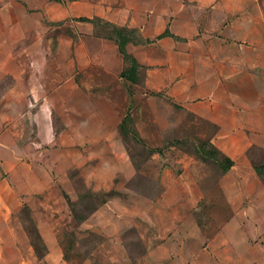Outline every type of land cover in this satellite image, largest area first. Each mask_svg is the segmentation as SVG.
<instances>
[{
    "label": "crops",
    "instance_id": "crops-1",
    "mask_svg": "<svg viewBox=\"0 0 264 264\" xmlns=\"http://www.w3.org/2000/svg\"><path fill=\"white\" fill-rule=\"evenodd\" d=\"M75 3L83 6L75 12L69 9L67 15L99 16L136 28L145 42L126 45L138 63L136 80H127L120 75L128 63L117 43L93 34V25L87 22L74 46L83 51L86 60H98L94 65L97 83L85 84L78 71L63 78L56 87L60 94L58 129L52 101L45 95L40 97L38 89L29 90V105L37 106L25 111L23 118L35 127L41 143L57 144L60 150V163L47 166L37 162L47 175L45 183L40 182L33 192L54 188L52 171L59 167L62 172L75 170L88 179L93 192L116 190L118 193L97 205L78 225L101 229L105 236L115 240L117 248L121 247L123 231L136 226L145 250L133 264H264V179L256 172L251 158L252 150H264V0H75ZM73 61L77 68L92 65L80 61L77 53ZM127 83L138 84L147 96L139 104L149 106L159 128L187 115L190 124L205 125L199 138L208 140L218 154L232 160V165L221 170L213 183L222 190L226 201L231 193L230 201L236 205V212L224 217L211 234L201 230L198 223L189 229L177 222L163 232L154 231L149 225H156L151 213L159 210L161 204L175 206L185 199L197 201L202 197L200 193L189 199L187 195L171 198L176 188L200 189L210 185L209 179L199 176L200 167L183 164L159 169L158 182L164 191L157 200L123 190L136 170L120 130L123 118L134 108ZM85 95L94 98L93 102L89 100L87 112L83 107ZM183 173L189 175L188 179H183ZM65 180L62 188L68 194L71 181ZM12 190L16 193L15 188ZM23 193L26 194L23 202L33 208L27 195L31 192ZM63 197L68 202L64 194ZM133 197L141 198L147 208L133 213L129 221L125 217L133 209ZM19 202L0 201V264L23 262V249L11 224ZM33 215L48 251L60 248L55 231L43 229L41 219L49 217L37 212ZM100 216L113 218L115 223L103 227ZM232 221L236 222L234 235L228 231ZM162 252L165 256L160 257ZM200 253L209 258L208 263L198 258ZM122 254L127 260L124 251Z\"/></svg>",
    "mask_w": 264,
    "mask_h": 264
},
{
    "label": "rangeland",
    "instance_id": "rangeland-1",
    "mask_svg": "<svg viewBox=\"0 0 264 264\" xmlns=\"http://www.w3.org/2000/svg\"><path fill=\"white\" fill-rule=\"evenodd\" d=\"M82 6V3L76 5L75 0H0V201H20L12 213L11 224L17 230L23 249L21 264H133L145 250L136 226L123 231L120 236L121 247L117 248L115 240L105 236L101 229L78 225L79 217L88 216L107 196L104 190L92 194L88 179L79 176L75 170L69 173L60 171V167L57 171L53 170L52 176L56 182L54 188L40 193L33 192L40 182L45 183L47 175L37 162L47 166L53 162L60 163V150L57 144L41 143L35 127L23 118L25 111L29 108L34 110L37 106L29 105V90L38 89L40 97L45 95L52 101L55 126L58 129L60 94L56 87L63 78L78 71L85 84L97 83L94 65L98 60H86L83 51L74 46L89 21L79 20L76 15H67L69 9L75 12ZM103 29L105 24L97 22L96 27L93 25V34ZM75 53L80 61L92 65L75 67ZM127 85L132 91L134 108L129 113L131 118L126 120V131L124 134L121 132V138L136 170L123 190L157 200L164 191L163 185L158 182L159 169L165 165L198 166L201 169L199 176L204 180L209 179L210 185L200 189L179 187L171 192V198L187 195L189 199L200 193L202 197L197 201L193 198L185 199L175 206L161 204L159 210L150 212L156 225H149L152 230L163 232L177 222L189 229L198 223L201 230L207 235L211 234L224 217H230L236 212V205L230 201L231 193H228L229 201H226L222 190L214 184L222 166L227 163L226 158L220 154H211V143L199 138L205 131V125L190 124L187 115H181L175 118L173 124L166 126L164 123L163 128H159L149 106H140L141 100L146 101L147 96L138 84ZM88 95L83 99L85 112L88 111L89 100L94 101ZM160 120L163 123L161 117ZM176 135L182 138H172ZM197 147L204 149L201 150V157L200 153L195 154ZM251 155L252 164L264 161V150H252ZM188 177V174L183 173V179ZM68 178L71 189L66 194L62 183ZM25 190L31 192L27 195L30 196L33 208L23 202ZM63 194L67 195L68 202ZM131 204L133 209L125 217L129 221L133 213L147 208V203L139 197H133ZM35 212L42 214V217H49L46 221L41 219L43 229L45 232L52 229L55 231L60 248L48 251L39 238L33 215ZM100 217L99 222L103 227L115 223L111 217ZM232 222L228 231L234 235L236 222ZM123 251L127 260H124ZM163 254L165 256L162 252L160 257ZM198 258L208 263L209 258L204 254H198Z\"/></svg>",
    "mask_w": 264,
    "mask_h": 264
},
{
    "label": "trees",
    "instance_id": "trees-1",
    "mask_svg": "<svg viewBox=\"0 0 264 264\" xmlns=\"http://www.w3.org/2000/svg\"><path fill=\"white\" fill-rule=\"evenodd\" d=\"M78 19L84 20V21H89V22L93 23V25L95 27L97 25V22H102L103 24H105V29H103L102 31H96L95 35L98 37H102V38L112 39L117 43L119 51L122 53L124 59L128 63L127 66L121 71L120 75H121V77L134 82L137 78L138 63H137V60L135 59V57L127 51L126 45L128 43L139 44V43L145 42V41H143V39H141L139 37L137 29L133 28V27L118 25L112 21L106 20V19L99 17V16H93V17L80 16V17H78ZM128 118H131L129 114H127L123 118V120L120 124V130L123 134L126 131L125 125L127 122L126 120ZM201 150H204V149H201ZM201 150L199 149V147L195 148V152H197L198 154L200 153V155H199L200 157L202 156ZM210 152L212 155L218 154L214 148L211 149ZM224 158H226L227 163L225 166H222V170H227L232 165V160L228 157H225V156H224ZM213 159L220 164V161L217 158L214 157ZM253 167L255 168L256 172L264 179V161L260 162L258 164L253 163ZM90 192L92 194L96 193V192H93L91 190H90ZM104 192H105L107 197L105 200H103V202H105L109 196L118 193L116 190H113V189L108 190V191H104ZM65 197L68 198L67 195H65ZM67 201H68V199H67ZM86 217H79V221L83 220ZM39 238L42 240L40 233H39Z\"/></svg>",
    "mask_w": 264,
    "mask_h": 264
}]
</instances>
